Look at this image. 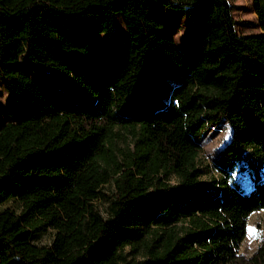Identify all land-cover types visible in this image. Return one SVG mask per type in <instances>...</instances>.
<instances>
[{
    "label": "trees",
    "instance_id": "obj_1",
    "mask_svg": "<svg viewBox=\"0 0 264 264\" xmlns=\"http://www.w3.org/2000/svg\"><path fill=\"white\" fill-rule=\"evenodd\" d=\"M254 5L261 33L238 35L228 0H0L13 121L0 130V204H19L0 211V264H224L236 253L245 210L264 207V2ZM160 9L187 16L186 52ZM102 33L110 49L95 47ZM151 56L173 73L168 101L146 77ZM25 69L66 85L43 92ZM222 118L221 177L204 184L196 145ZM121 129L132 147L118 152ZM112 177L103 214L95 200ZM47 231L49 245L33 242ZM249 264H264V241Z\"/></svg>",
    "mask_w": 264,
    "mask_h": 264
},
{
    "label": "rangeland",
    "instance_id": "obj_2",
    "mask_svg": "<svg viewBox=\"0 0 264 264\" xmlns=\"http://www.w3.org/2000/svg\"><path fill=\"white\" fill-rule=\"evenodd\" d=\"M228 1L231 5L235 29L238 35L261 33L258 16L255 13L254 0ZM152 14L161 18L162 22L172 29L176 46L181 51L186 52L187 16L183 12L170 9H164L163 11H161V9L155 10ZM112 34L116 43H119L120 39L126 35L124 25L119 15H116L114 18ZM94 44L95 47L104 44L107 49L111 48L109 39L104 33L96 35ZM25 70L32 78L35 79L43 92L49 90H59L66 85V81L57 79L49 73H46L47 77H45L43 74H37L27 69ZM146 77L150 84L158 91L161 98L168 101L169 92L174 83V77L172 71L167 67V65L156 57L151 56ZM6 97L7 92L3 81L0 79V130L13 123L12 118L9 117L6 111ZM46 120L47 118L41 121H24L22 124L29 127H36ZM120 132L121 136L115 141V148L118 152L119 150L127 149L128 146L132 147L128 133L123 129H121ZM230 135L231 129L225 118H222L215 124H207L202 129L199 141L196 145L198 150L197 162L201 171L200 182L211 185L213 180H218L221 177V173L216 167V161L221 154L223 147L229 141ZM231 174L233 179L237 181L241 180L239 172L233 171ZM246 180L247 179H244L245 186L248 185ZM227 181L229 182L230 187L234 189V186L231 183L232 179L227 178ZM170 182L174 183L176 182V179L172 177ZM114 191L115 187L112 177L109 182L101 188L100 198L95 200V205L103 214ZM18 205L19 204L17 202L9 200L0 204V211L8 208L15 213H19ZM245 212L247 216L246 235L236 253L224 264H249L256 257H258L261 252L262 243L264 241V207L247 209ZM52 238L53 232L47 231L38 235L37 238H34L33 242L37 245H49ZM126 253L129 254V248H126ZM131 257L132 255L127 256V258Z\"/></svg>",
    "mask_w": 264,
    "mask_h": 264
},
{
    "label": "crops",
    "instance_id": "obj_3",
    "mask_svg": "<svg viewBox=\"0 0 264 264\" xmlns=\"http://www.w3.org/2000/svg\"><path fill=\"white\" fill-rule=\"evenodd\" d=\"M107 44V43H106ZM104 47H106V45L103 44Z\"/></svg>",
    "mask_w": 264,
    "mask_h": 264
}]
</instances>
